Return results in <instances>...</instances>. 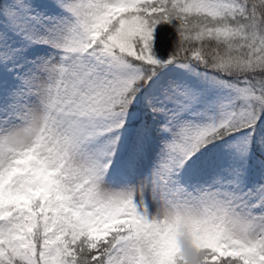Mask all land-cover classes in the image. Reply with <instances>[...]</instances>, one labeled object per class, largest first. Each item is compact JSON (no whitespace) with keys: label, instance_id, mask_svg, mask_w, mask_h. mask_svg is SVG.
<instances>
[{"label":"snow or ice","instance_id":"6c2138e0","mask_svg":"<svg viewBox=\"0 0 264 264\" xmlns=\"http://www.w3.org/2000/svg\"><path fill=\"white\" fill-rule=\"evenodd\" d=\"M0 264H264V0H0Z\"/></svg>","mask_w":264,"mask_h":264}]
</instances>
